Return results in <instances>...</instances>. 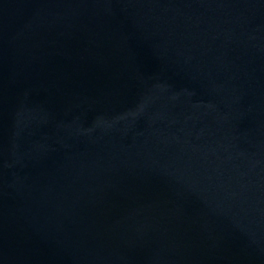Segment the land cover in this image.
<instances>
[{
	"label": "water",
	"instance_id": "1",
	"mask_svg": "<svg viewBox=\"0 0 264 264\" xmlns=\"http://www.w3.org/2000/svg\"><path fill=\"white\" fill-rule=\"evenodd\" d=\"M0 264H264V0H0Z\"/></svg>",
	"mask_w": 264,
	"mask_h": 264
}]
</instances>
